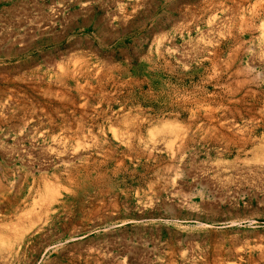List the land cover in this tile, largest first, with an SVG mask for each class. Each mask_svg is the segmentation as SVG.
I'll use <instances>...</instances> for the list:
<instances>
[{
  "label": "rangeland",
  "instance_id": "1",
  "mask_svg": "<svg viewBox=\"0 0 264 264\" xmlns=\"http://www.w3.org/2000/svg\"><path fill=\"white\" fill-rule=\"evenodd\" d=\"M0 264H264V0H0Z\"/></svg>",
  "mask_w": 264,
  "mask_h": 264
},
{
  "label": "crops",
  "instance_id": "2",
  "mask_svg": "<svg viewBox=\"0 0 264 264\" xmlns=\"http://www.w3.org/2000/svg\"><path fill=\"white\" fill-rule=\"evenodd\" d=\"M22 2H23V5L24 4H27L28 6L31 5V0H22Z\"/></svg>",
  "mask_w": 264,
  "mask_h": 264
}]
</instances>
